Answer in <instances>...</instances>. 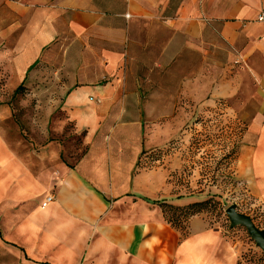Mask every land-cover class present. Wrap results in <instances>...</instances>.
Here are the masks:
<instances>
[{"label": "crops", "instance_id": "obj_1", "mask_svg": "<svg viewBox=\"0 0 264 264\" xmlns=\"http://www.w3.org/2000/svg\"><path fill=\"white\" fill-rule=\"evenodd\" d=\"M262 6L0 0V61L9 81L20 85L36 66L53 68L62 81L50 96L61 100L59 112L84 147L69 163L60 143L46 140L29 161L0 137V264H245L238 242L203 213L188 219L181 237L158 202L204 198L175 194L168 174L136 164L146 145L144 116L172 130L195 103L259 99L234 168L251 211L264 216Z\"/></svg>", "mask_w": 264, "mask_h": 264}, {"label": "rangeland", "instance_id": "obj_2", "mask_svg": "<svg viewBox=\"0 0 264 264\" xmlns=\"http://www.w3.org/2000/svg\"><path fill=\"white\" fill-rule=\"evenodd\" d=\"M4 62L0 61V137L19 157L29 161L33 151L38 153L39 145L55 140L61 145L64 159L75 162L84 148L81 136L73 132L72 124L59 112L57 105L61 100L50 96L52 91L59 90L62 77L49 66H36L22 83L23 88L14 93L19 83L9 81ZM259 105V99L251 101L241 95L210 98L208 102L195 103L188 114L178 116L172 130L165 120L170 116L162 118L166 122L160 123L159 130L154 116L146 115V145L136 164L138 170L168 174L175 194L193 193L210 199L203 213L210 223L224 228L238 242L245 264H264V251L255 245L244 227L229 228L225 209L235 203L239 212L249 215L258 228L264 229V216L257 209L251 211V200L234 168L239 149L245 143L250 111ZM159 138L162 143H155Z\"/></svg>", "mask_w": 264, "mask_h": 264}, {"label": "trees", "instance_id": "obj_3", "mask_svg": "<svg viewBox=\"0 0 264 264\" xmlns=\"http://www.w3.org/2000/svg\"><path fill=\"white\" fill-rule=\"evenodd\" d=\"M22 88L23 84L21 83L15 88L14 93L19 92ZM210 201V199H203L200 201L192 202L185 206H175L163 201L158 202V204L163 212L165 220L169 222L175 229H177L182 237L187 234L186 224L188 219L193 215L203 213ZM182 221H184V224L179 225L180 223H182Z\"/></svg>", "mask_w": 264, "mask_h": 264}, {"label": "water", "instance_id": "obj_4", "mask_svg": "<svg viewBox=\"0 0 264 264\" xmlns=\"http://www.w3.org/2000/svg\"><path fill=\"white\" fill-rule=\"evenodd\" d=\"M225 214L230 229L236 226L244 227L255 245L264 251V229L258 228L249 215L239 212L235 203L230 204L225 209Z\"/></svg>", "mask_w": 264, "mask_h": 264}, {"label": "built area", "instance_id": "obj_5", "mask_svg": "<svg viewBox=\"0 0 264 264\" xmlns=\"http://www.w3.org/2000/svg\"><path fill=\"white\" fill-rule=\"evenodd\" d=\"M256 20L259 21V22H264V6L261 7V9H260V11H259V13H258V15H257ZM53 197H54V196L51 195V194L48 195V196L46 197V199H45L44 204H46V203L52 201V200H53ZM239 264H241V263H239Z\"/></svg>", "mask_w": 264, "mask_h": 264}]
</instances>
